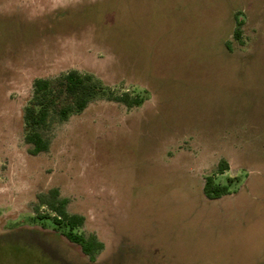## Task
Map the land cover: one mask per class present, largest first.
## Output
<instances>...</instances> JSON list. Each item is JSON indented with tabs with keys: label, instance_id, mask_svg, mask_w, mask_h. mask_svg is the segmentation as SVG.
<instances>
[{
	"label": "rangeland",
	"instance_id": "1",
	"mask_svg": "<svg viewBox=\"0 0 264 264\" xmlns=\"http://www.w3.org/2000/svg\"><path fill=\"white\" fill-rule=\"evenodd\" d=\"M73 70L145 100L97 98L31 155L32 84ZM51 189L94 261L35 218ZM0 264H264V0H0Z\"/></svg>",
	"mask_w": 264,
	"mask_h": 264
},
{
	"label": "trees",
	"instance_id": "2",
	"mask_svg": "<svg viewBox=\"0 0 264 264\" xmlns=\"http://www.w3.org/2000/svg\"><path fill=\"white\" fill-rule=\"evenodd\" d=\"M237 28L234 32L239 37L240 22L236 21ZM32 96L23 109L22 124L24 130L23 140L30 146L29 153L37 155L49 149L48 133L51 125L66 121L71 115L81 113L87 105L97 98L106 97L110 101L123 104L127 108L141 106L145 98L141 94L130 95L127 92L116 94L104 87L98 79L92 75L81 74L78 71H69L54 80L36 79L32 84ZM64 95L69 103L55 113L49 109V103L54 93ZM227 164L221 161L217 167V174L227 170ZM227 184H216L213 176L204 179L202 190L205 198L216 200L230 194ZM35 211L45 207L47 213L39 214L37 220H49L51 226L59 232L68 242L77 245L82 254L89 261H94L101 252L103 244L95 235H84L81 228L84 218L80 215L70 214L66 210L67 200L61 198L57 189H51L45 194L36 197ZM43 225H45L43 223Z\"/></svg>",
	"mask_w": 264,
	"mask_h": 264
}]
</instances>
